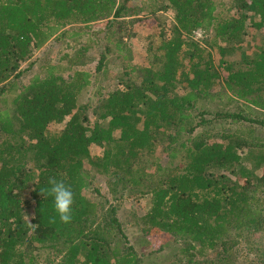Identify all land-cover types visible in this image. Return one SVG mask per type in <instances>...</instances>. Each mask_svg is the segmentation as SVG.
I'll use <instances>...</instances> for the list:
<instances>
[{"label": "trees", "instance_id": "obj_1", "mask_svg": "<svg viewBox=\"0 0 264 264\" xmlns=\"http://www.w3.org/2000/svg\"><path fill=\"white\" fill-rule=\"evenodd\" d=\"M102 20L106 43L95 71L114 53L123 69L91 111L80 101L91 75L75 66L93 62L87 42H98L99 32L90 26ZM146 26L145 62L132 63L129 40ZM263 27L264 0L227 7L222 0H0V99L9 102L0 109V264H34L43 250L54 264H138L115 207L84 193L91 184L85 161L113 185L149 195L142 235L161 231L183 241L182 256L165 264H197L193 253L213 255L203 258L210 264H248L244 248L264 263V41L251 53L245 42ZM198 29L208 36L195 39ZM84 35L86 43L62 56L69 78L60 64L38 61L40 72L16 90L34 66L22 67L33 50ZM235 51L237 59L226 58ZM198 99L241 101L263 116L203 109L192 124ZM232 124L247 132L226 127ZM199 127L206 130L195 134ZM145 154L152 160L145 163ZM51 180L73 192L68 223L40 193Z\"/></svg>", "mask_w": 264, "mask_h": 264}, {"label": "rangeland", "instance_id": "obj_2", "mask_svg": "<svg viewBox=\"0 0 264 264\" xmlns=\"http://www.w3.org/2000/svg\"><path fill=\"white\" fill-rule=\"evenodd\" d=\"M224 5L229 6L232 4L233 0H222ZM170 15L172 13L170 12ZM149 23V21H147ZM105 24L106 20L98 21L91 24L92 31L99 32V40L92 37V40L87 42L90 45V49L88 54L92 56L93 62L86 65H79L77 64L75 68L78 70L89 71L91 75V85L89 88V93L81 98L82 102H88L90 104V110L93 109L95 106L99 105V99L106 95L109 90H112L117 84V75L122 73V61L121 58L116 56V53L107 55V60L105 67L100 71H95L96 63L99 59L100 49L103 48L101 44H105L106 42V31H105ZM77 25H69L68 29L75 30ZM150 31L149 27H139L137 28V35L136 37L129 40L131 47L134 51L133 62H145L142 56L141 45L146 36V34ZM212 34V33H211ZM208 34L204 33L203 30H196L193 33V37L197 40H203L207 37ZM248 38L245 42H249L248 51L251 53L254 50V47H258L261 42L264 41V27L260 30L251 29L250 34H248ZM255 40L252 41V39ZM87 36H83L79 38L78 42L73 39H62L60 41L51 38L46 44H44L41 48L33 50L31 58L22 65V67H26L29 63L34 61V66L30 71H25L22 76L16 80V90H21L29 80L34 76L36 72H40L37 68L41 61L42 65H55L60 64L63 69L61 71L65 78H69L71 72L66 70L64 67L68 65V62L62 58L63 55L66 53L72 54L75 50L79 47L82 43H86ZM244 42V43H245ZM113 44V41L110 45ZM247 45V44H246ZM239 57L238 51L233 52L231 55H228L227 59H237ZM218 55L215 56V59L218 61ZM44 72L41 73L43 75ZM222 74L225 75L226 72L222 71ZM125 76L124 78H126ZM130 77L134 78V74H130ZM178 92L183 93L184 89H179ZM8 94L6 96L9 97ZM2 101L0 99V109H4L5 107L9 106V102ZM224 100H208V99H198L195 103V109L192 112V118L190 122L195 124L200 116L198 112L203 109L207 110H214L220 109L222 111L228 112H236L240 111L243 114H246L250 117H259L261 118L263 115L258 110H252L247 106V104L241 101L231 102L229 104H224ZM92 111V110H91ZM91 111L89 113L91 114ZM92 115V114H91ZM93 116V115H92ZM233 132L238 133H245L247 129L240 124H232L226 126ZM202 130H206L204 127H199L195 130V134L200 133ZM221 128H216L215 131H221ZM183 138H186V134H182ZM161 149L159 142L157 143V153ZM92 154H102V149L97 146L91 147ZM158 155V154H157ZM166 155L163 154L161 156V162H166ZM178 159L180 157L178 156ZM143 160L145 163L152 160V158L148 155H143ZM85 170L87 174H89V178L91 180V184L85 189L84 193L87 197L95 202H100L103 204L104 208H108L109 206H113L116 209V216L122 222V229L125 231L128 237V244L134 248L135 254L139 260L138 264H160V263H167L170 260H174L182 256L180 253V247L183 246L182 240H179L178 237H175L171 234H166L161 231H151L142 235L139 227L141 226L140 217L146 212V210L150 206V197L149 195L142 194L140 190L137 188H128V186H124L121 182L118 184L113 185L112 181L114 180L111 175L104 174L99 172L95 167L91 166L89 163L85 161ZM262 201L264 202V194L261 196ZM28 212L32 214V209H28ZM109 240H111L114 235L107 236ZM256 240H259L258 236H256ZM162 247V252L165 254L164 258L160 257ZM242 251V255L245 257L248 264H256L255 259L258 258V254L252 253L249 248H244ZM38 258L34 264H54V262H50L49 259L51 257L54 259L52 253L43 250L37 252ZM193 259L196 261L197 264H210L203 258H210L213 259V255L209 257V254L205 253V257L201 258L198 257L196 254L193 253ZM264 257V254L263 256ZM48 260V261H47ZM264 264V263H261Z\"/></svg>", "mask_w": 264, "mask_h": 264}, {"label": "clouds", "instance_id": "obj_3", "mask_svg": "<svg viewBox=\"0 0 264 264\" xmlns=\"http://www.w3.org/2000/svg\"><path fill=\"white\" fill-rule=\"evenodd\" d=\"M50 187L40 190L41 195L53 199L55 212L62 222L68 223L72 219V205L74 195L71 189L62 181L51 180Z\"/></svg>", "mask_w": 264, "mask_h": 264}]
</instances>
